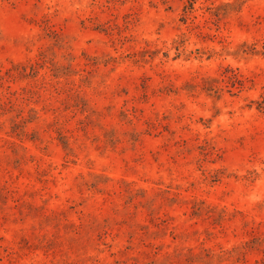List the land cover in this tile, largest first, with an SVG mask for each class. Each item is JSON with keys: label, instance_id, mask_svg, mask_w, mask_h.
<instances>
[{"label": "rangeland", "instance_id": "rangeland-1", "mask_svg": "<svg viewBox=\"0 0 264 264\" xmlns=\"http://www.w3.org/2000/svg\"><path fill=\"white\" fill-rule=\"evenodd\" d=\"M0 264H264V0H0Z\"/></svg>", "mask_w": 264, "mask_h": 264}, {"label": "trees", "instance_id": "trees-1", "mask_svg": "<svg viewBox=\"0 0 264 264\" xmlns=\"http://www.w3.org/2000/svg\"><path fill=\"white\" fill-rule=\"evenodd\" d=\"M192 7V6H191Z\"/></svg>", "mask_w": 264, "mask_h": 264}]
</instances>
